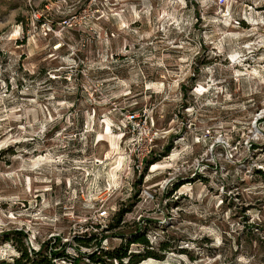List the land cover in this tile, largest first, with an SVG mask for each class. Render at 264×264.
I'll list each match as a JSON object with an SVG mask.
<instances>
[{"label": "rangeland", "instance_id": "374dc122", "mask_svg": "<svg viewBox=\"0 0 264 264\" xmlns=\"http://www.w3.org/2000/svg\"><path fill=\"white\" fill-rule=\"evenodd\" d=\"M23 249L264 264V0H0V263Z\"/></svg>", "mask_w": 264, "mask_h": 264}, {"label": "trees", "instance_id": "16d2710c", "mask_svg": "<svg viewBox=\"0 0 264 264\" xmlns=\"http://www.w3.org/2000/svg\"><path fill=\"white\" fill-rule=\"evenodd\" d=\"M143 243H145L147 245L146 241H142ZM136 243L141 244V240L136 239ZM166 248H163L162 251H164ZM150 250H147V254L145 255H132L131 257H129V261L132 264H138L140 263L142 260L149 258V257H156L155 255H153V253L149 252ZM20 257L18 259L13 260L12 262H2L0 264H54V262H52V259H48L46 256H42L39 252H34V251H30V254L27 253L26 249L20 250ZM52 256H56L58 257V255L54 252H52ZM126 258V254L123 255ZM65 257V256H63ZM136 258V260H133L132 258ZM90 258L92 259V261H96L99 260L100 263L104 262V259H101L99 257L96 258V254H93L92 256H90ZM69 264H80V261L78 260H73L71 262H69Z\"/></svg>", "mask_w": 264, "mask_h": 264}, {"label": "built area", "instance_id": "2783aa9c", "mask_svg": "<svg viewBox=\"0 0 264 264\" xmlns=\"http://www.w3.org/2000/svg\"><path fill=\"white\" fill-rule=\"evenodd\" d=\"M99 216L100 217H105L106 216V211H100Z\"/></svg>", "mask_w": 264, "mask_h": 264}]
</instances>
